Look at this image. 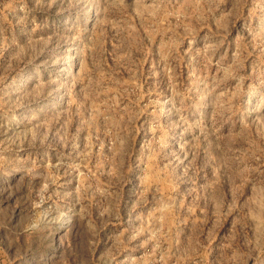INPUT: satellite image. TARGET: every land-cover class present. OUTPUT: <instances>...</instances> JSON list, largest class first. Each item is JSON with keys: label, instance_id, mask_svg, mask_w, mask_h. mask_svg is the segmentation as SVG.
I'll return each instance as SVG.
<instances>
[{"label": "rangeland", "instance_id": "1", "mask_svg": "<svg viewBox=\"0 0 264 264\" xmlns=\"http://www.w3.org/2000/svg\"><path fill=\"white\" fill-rule=\"evenodd\" d=\"M0 264H264V0H0Z\"/></svg>", "mask_w": 264, "mask_h": 264}]
</instances>
